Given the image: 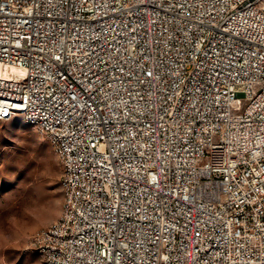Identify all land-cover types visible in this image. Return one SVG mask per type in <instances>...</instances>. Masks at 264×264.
Listing matches in <instances>:
<instances>
[{
	"label": "built area",
	"instance_id": "2783aa9c",
	"mask_svg": "<svg viewBox=\"0 0 264 264\" xmlns=\"http://www.w3.org/2000/svg\"><path fill=\"white\" fill-rule=\"evenodd\" d=\"M259 11L0 0V103L53 116L42 128L75 159L58 219L32 238L43 264H264Z\"/></svg>",
	"mask_w": 264,
	"mask_h": 264
},
{
	"label": "rangeland",
	"instance_id": "374dc122",
	"mask_svg": "<svg viewBox=\"0 0 264 264\" xmlns=\"http://www.w3.org/2000/svg\"><path fill=\"white\" fill-rule=\"evenodd\" d=\"M60 172L38 127L0 121V264H43L32 238L60 215Z\"/></svg>",
	"mask_w": 264,
	"mask_h": 264
},
{
	"label": "bare ground",
	"instance_id": "6f19581e",
	"mask_svg": "<svg viewBox=\"0 0 264 264\" xmlns=\"http://www.w3.org/2000/svg\"><path fill=\"white\" fill-rule=\"evenodd\" d=\"M259 20L264 21V11H259ZM17 117H22L27 123L38 127L44 133L54 149L60 169H72L75 166V159L71 157V147H62V142H69V135L65 131H58L57 128H49L47 130L42 128L46 127V123H53V116L35 113L31 105H23L22 99H15L9 102V98H2L0 103V121H11ZM79 161L87 162V150L79 151Z\"/></svg>",
	"mask_w": 264,
	"mask_h": 264
},
{
	"label": "trees",
	"instance_id": "16d2710c",
	"mask_svg": "<svg viewBox=\"0 0 264 264\" xmlns=\"http://www.w3.org/2000/svg\"><path fill=\"white\" fill-rule=\"evenodd\" d=\"M60 190H61V188H60Z\"/></svg>",
	"mask_w": 264,
	"mask_h": 264
}]
</instances>
